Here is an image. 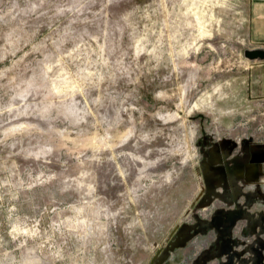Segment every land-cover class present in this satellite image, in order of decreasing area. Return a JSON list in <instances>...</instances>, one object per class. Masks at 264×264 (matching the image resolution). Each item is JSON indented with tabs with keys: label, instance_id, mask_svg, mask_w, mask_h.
I'll use <instances>...</instances> for the list:
<instances>
[{
	"label": "rangeland",
	"instance_id": "1",
	"mask_svg": "<svg viewBox=\"0 0 264 264\" xmlns=\"http://www.w3.org/2000/svg\"><path fill=\"white\" fill-rule=\"evenodd\" d=\"M251 0H0V264H264Z\"/></svg>",
	"mask_w": 264,
	"mask_h": 264
},
{
	"label": "crops",
	"instance_id": "2",
	"mask_svg": "<svg viewBox=\"0 0 264 264\" xmlns=\"http://www.w3.org/2000/svg\"><path fill=\"white\" fill-rule=\"evenodd\" d=\"M249 10V35L254 44L264 48V0H251ZM252 75V90L264 94V62L254 66Z\"/></svg>",
	"mask_w": 264,
	"mask_h": 264
},
{
	"label": "water",
	"instance_id": "3",
	"mask_svg": "<svg viewBox=\"0 0 264 264\" xmlns=\"http://www.w3.org/2000/svg\"><path fill=\"white\" fill-rule=\"evenodd\" d=\"M244 55L249 60H264V48L258 47V48H248L244 51Z\"/></svg>",
	"mask_w": 264,
	"mask_h": 264
},
{
	"label": "built area",
	"instance_id": "4",
	"mask_svg": "<svg viewBox=\"0 0 264 264\" xmlns=\"http://www.w3.org/2000/svg\"><path fill=\"white\" fill-rule=\"evenodd\" d=\"M262 45H256V44H254V45H252L251 47H249V48H258V47H261Z\"/></svg>",
	"mask_w": 264,
	"mask_h": 264
}]
</instances>
